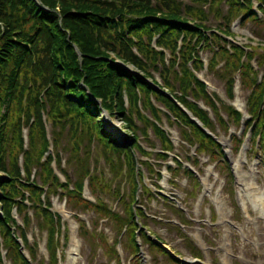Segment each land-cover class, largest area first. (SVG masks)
Listing matches in <instances>:
<instances>
[{"label":"trees","instance_id":"trees-1","mask_svg":"<svg viewBox=\"0 0 264 264\" xmlns=\"http://www.w3.org/2000/svg\"><path fill=\"white\" fill-rule=\"evenodd\" d=\"M186 1L188 3L184 0H0V264H4L1 246L11 264H29L20 251L18 237L35 259L34 249L26 236L30 217L26 211L25 192L39 227L47 231L49 264H57L55 233L59 221L49 210L47 197L57 186L66 189L69 195L76 194L72 199L74 204H85V207L110 214L80 199L82 181L88 174L84 165L80 166L75 182L76 191H70L67 183L59 182L53 173V157L48 155L42 161L49 146L43 114L53 126L70 124L69 134L74 141L78 131L87 133L90 137L96 136L106 148L124 154L128 160L133 199L138 182L132 150L143 151L137 143V133L146 136V128L150 126L163 147H171L166 132L157 124L161 110L154 101L174 117L189 143L198 142L199 149L208 150L213 156L221 153L218 143L191 122L176 102L185 105L205 126H212L206 111L188 100L189 95L195 99L201 96L216 110L205 85L189 66L191 63L195 71L201 69L203 62L198 49L212 51L209 68L214 72H217L214 67L218 60H224L220 76L227 80L228 94H231L232 75L237 71L245 85L256 84L257 72L250 63L253 51L233 43L228 50L222 43L227 42L223 34H233L230 23L234 19L240 17L243 23L259 22L261 18L253 7L254 0ZM257 1L264 16V0ZM220 5L228 6L225 14L218 7ZM209 12L223 20L211 33V27L206 24ZM244 56L247 61L243 60ZM261 61L264 62V53ZM154 72L158 73L162 84L154 78ZM254 91L255 97L249 104L252 112L263 104L264 84ZM105 110L112 118L121 120L132 140L130 146L120 147L111 140L112 135L105 130L106 117L102 115ZM143 111H148L152 119ZM229 115H234L235 121L239 119L238 112L230 108ZM217 117L224 125L222 118ZM135 121H139V125ZM24 126H28V149L23 148ZM263 130L264 108L254 124V138ZM58 136L53 141L55 150ZM233 139L238 143L242 141V138ZM20 153L23 154L25 178L18 166ZM55 159L59 164L58 152ZM32 166L40 167L41 183L47 186V205L41 199L43 186L30 182ZM138 176L142 174L139 172ZM66 179L69 181L68 176ZM143 187L147 190L145 185ZM14 207L22 215L24 228L13 218ZM128 211L125 222L131 248L138 253L136 230L140 211L131 206ZM142 236L149 240L145 233Z\"/></svg>","mask_w":264,"mask_h":264},{"label":"rangeland","instance_id":"rangeland-1","mask_svg":"<svg viewBox=\"0 0 264 264\" xmlns=\"http://www.w3.org/2000/svg\"><path fill=\"white\" fill-rule=\"evenodd\" d=\"M218 7L221 9L222 14L227 9L226 5H220ZM206 10H208V7ZM221 20V18H216L213 16V13L209 12V22L207 24L211 27H215L217 24L222 23ZM241 26L242 27H240L237 22H234L232 26L233 31L236 34L234 40L240 44H246L248 43L247 38L252 37L250 34L251 31H248L250 24L247 23ZM256 43V41H253L251 44L255 45ZM257 50L261 51V48H257ZM199 55L207 64L211 52L204 49L200 51ZM199 76L206 82L207 90L209 92L217 93L215 94L219 100V107L222 102L231 104L236 108H241V106L244 105L248 92L239 88L240 84L237 82V80H239L238 78L235 84V97L233 100H230L226 96L224 81L219 78L216 73L213 74L205 67L199 73ZM155 77L158 79L156 74ZM199 103L203 104L202 101ZM161 116V124L174 143L173 153L177 155L180 160L184 161L185 155H190V151L189 148L187 146H183L181 142L179 128L176 125L169 123L166 117L162 114ZM110 121L111 124L108 128H112V131H121L123 129L119 120L110 119ZM135 123L137 124V122ZM49 126L48 128L50 132L51 128ZM216 126L218 128L217 124ZM67 128L68 127L64 129V134L61 138V146H65L66 149L62 150L60 146L59 151L61 153L63 167L72 179H75L74 168L79 161L78 159H75V157L71 158V142L67 137ZM237 130L238 129L236 127L230 126L229 133H237ZM214 132L216 133L218 131ZM122 133H124V131H122ZM218 137L221 139L224 149L227 153H229L232 144L228 140V136L225 135L223 131H219ZM139 140L144 150L149 154L142 155L141 152L137 151L135 152V156L138 160L143 159L149 161L152 166V169H149L146 165H141V170L145 181L148 183V187H153L154 183H158L160 185V194L166 196H172L171 194H174L176 199L181 201L180 207L183 209L184 213L193 219L189 220L187 225H184L187 235L190 236L188 240H185L180 237L178 232L162 222L164 219L168 218L174 220L175 222L178 220L175 210L169 207V201L162 200L158 195L143 194L139 189L138 195L140 199L138 205L143 208L147 214V217L142 219V222L146 224L149 230L155 232L163 238V240L167 242V244L175 251L186 255H189L187 245H189L190 241L192 244H196L195 242L197 240L194 238V235H196L198 238L203 240L205 246H211L218 249L217 252L210 250V257L213 260V264H222L223 262L222 258L224 257V253L222 251V239L223 234L228 231L230 234V240L232 241V250H230L233 257L228 259L231 264H264V212L262 213L260 210L252 209L251 206L253 202L251 195L253 192L250 188L251 183H256L259 189L264 191V165L260 166L258 164L259 161L257 160V157L261 155L260 153L254 154L255 151L250 152L247 155V158L245 156L242 158L239 157L238 153L235 151L232 152L233 156H231V160L233 161V164H231V166H233L236 161L241 160L240 166L242 167L243 172L242 181H239L236 176V192L232 193L231 189L233 188V184L228 178L227 170L224 167L222 168L220 165L216 167V163L212 162L208 155L201 156L200 162L197 166L193 167L199 171V179L201 181L200 184L202 185L200 188L191 181L187 180V178H185L182 174H178L176 178L170 177V174L166 171L165 166L174 165L170 158L172 156H170L167 161L159 159L156 156V154L161 151V143L160 140L154 136L151 128L148 129V138L145 139L140 136ZM79 147L80 152L77 156L84 160V163L89 168L91 174L97 178L96 181L101 182V187L97 188L95 191L98 200H95L89 190H85L84 197L93 201H100L108 208L120 214V216H125L126 203L129 201V194L131 190L130 177L126 165L121 159L119 160L116 152L106 151L103 145L97 140L89 142L87 137L83 138V140L81 139ZM248 148L249 145H247L244 150ZM252 162H255L257 165V172L253 180L249 173V168L252 165ZM223 166H225L224 163ZM160 168H162L163 178L158 181L155 173ZM204 181L212 193V196L218 202V205L213 206L209 196L202 195ZM172 182H175V184ZM104 185L109 186V188H107L109 191H105ZM155 191L156 189L152 188V192L155 193ZM116 193L122 194L124 198L121 197V200L117 199ZM50 198L53 206L52 209L54 211L62 212L63 209L68 211L67 214H62V233L60 235V242L63 246V251L59 248V254L60 256H63V261H61L60 264H104L107 262L108 258L104 254L103 247L98 248L95 252H93L91 244L93 237L98 235L99 231L102 232L107 242L109 240L113 241L117 229L116 226H114V222L107 219L102 220L92 211L89 212L83 209H78L77 211L80 218L87 220V226L85 228H87L86 230H88L89 235L84 237L81 235V230L79 232V227L76 223L77 221L74 219V216H72L74 213L76 215L78 214L74 211H70V207L67 203H65V199L60 200V196L58 194L51 195ZM240 203L244 205L245 209L240 206ZM211 206L217 215L215 220L216 224L214 223L209 227L207 222L206 225V223L198 224L194 221L196 219L210 220V212H212ZM220 216H223L229 220V222H221ZM153 218L155 220H153ZM94 221H97L98 223L95 224ZM230 223L235 224L239 228V232L232 228ZM96 226H98L97 230L95 229ZM28 229H30L28 231L29 240L31 243L37 244V260L43 259V264H47L49 257L45 249L46 232L38 227L37 221L34 218L32 219V223ZM66 236H69V240L65 239ZM245 236H247L250 242L254 243L250 245L249 242H245L243 238ZM66 240L67 244L64 246L63 243ZM73 242H75L76 246L72 249ZM144 253L146 254L145 257L147 264H169L163 260V257L160 256L159 253L154 251L150 252L147 246L144 247ZM121 254L123 263L127 264L126 262L128 261L129 264L130 260L128 259L127 253L121 250ZM206 254H208V251ZM203 261L206 262L205 256ZM112 264L115 263L112 262Z\"/></svg>","mask_w":264,"mask_h":264},{"label":"bare ground","instance_id":"bare-ground-1","mask_svg":"<svg viewBox=\"0 0 264 264\" xmlns=\"http://www.w3.org/2000/svg\"><path fill=\"white\" fill-rule=\"evenodd\" d=\"M240 167V164L238 163V165H237V169ZM238 172L240 173V168L238 169ZM257 197V196H256ZM257 199H258V202L259 201H261V204H264V196H263V194L261 195V196H258L257 197ZM244 207V206H243Z\"/></svg>","mask_w":264,"mask_h":264}]
</instances>
